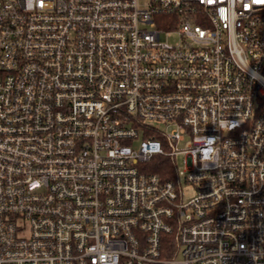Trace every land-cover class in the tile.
I'll use <instances>...</instances> for the list:
<instances>
[{"label":"built area","instance_id":"1","mask_svg":"<svg viewBox=\"0 0 264 264\" xmlns=\"http://www.w3.org/2000/svg\"><path fill=\"white\" fill-rule=\"evenodd\" d=\"M0 264H264V0H0Z\"/></svg>","mask_w":264,"mask_h":264},{"label":"trees","instance_id":"2","mask_svg":"<svg viewBox=\"0 0 264 264\" xmlns=\"http://www.w3.org/2000/svg\"><path fill=\"white\" fill-rule=\"evenodd\" d=\"M151 173L158 174L164 179H171L174 177L175 166L170 159L157 156L149 164Z\"/></svg>","mask_w":264,"mask_h":264},{"label":"rangeland","instance_id":"3","mask_svg":"<svg viewBox=\"0 0 264 264\" xmlns=\"http://www.w3.org/2000/svg\"><path fill=\"white\" fill-rule=\"evenodd\" d=\"M179 41V38H178V35L177 34H174L170 39H169V42L171 43H176ZM191 139L188 137L185 142H182L180 143L178 146H179V149H184L186 148L189 143H190ZM139 143V142H138ZM138 145V144H137ZM175 161H176V165H177V168L179 169V171L183 170L184 169V155H178L176 156L175 158ZM185 190L187 191L188 193V198L192 196V189L188 186L185 187Z\"/></svg>","mask_w":264,"mask_h":264}]
</instances>
